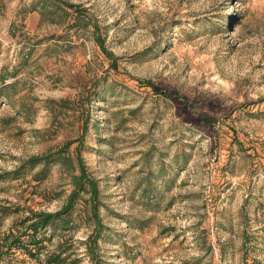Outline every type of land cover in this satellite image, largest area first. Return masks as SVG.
<instances>
[{
  "label": "rangeland",
  "instance_id": "obj_1",
  "mask_svg": "<svg viewBox=\"0 0 264 264\" xmlns=\"http://www.w3.org/2000/svg\"><path fill=\"white\" fill-rule=\"evenodd\" d=\"M0 75V235L76 191L63 264H264V0H0Z\"/></svg>",
  "mask_w": 264,
  "mask_h": 264
},
{
  "label": "trees",
  "instance_id": "obj_2",
  "mask_svg": "<svg viewBox=\"0 0 264 264\" xmlns=\"http://www.w3.org/2000/svg\"><path fill=\"white\" fill-rule=\"evenodd\" d=\"M98 39V38H97ZM96 43L101 47V43L97 40ZM115 65V61L112 62ZM15 71H13V74ZM14 76V75H13ZM6 77H1L0 75V96L8 97L6 90L15 84V82L6 83ZM86 131V125L83 127L82 139L78 141L76 146V161L79 168V174L74 176L75 183L77 187L84 188L82 180L85 178V182L88 183L90 187L91 200H95L96 197V185L93 179L87 178L85 176V171L81 164V155L79 149L83 144V135ZM63 149L59 148L54 151H49L46 154L33 157L31 166H35L40 160L48 163L50 161H63L65 155L63 154ZM68 157V156H67ZM47 167L39 169L34 173V179L40 180L46 174ZM41 175V176H39ZM74 195L76 191L70 196L67 204L63 209L49 212H38L29 209V214L24 215L21 219L14 221L9 227L7 232L0 235V261L4 258H9L10 256L19 253L27 256L30 260H33L37 264H63L64 258L61 257L59 253L55 252H44L43 240H46L44 232L48 228L55 229L58 225L63 224L66 218L69 216L72 204L74 202ZM95 207V206H94ZM9 209L0 205V218L8 215ZM41 255H43L41 259ZM4 257V258H3Z\"/></svg>",
  "mask_w": 264,
  "mask_h": 264
},
{
  "label": "clouds",
  "instance_id": "obj_3",
  "mask_svg": "<svg viewBox=\"0 0 264 264\" xmlns=\"http://www.w3.org/2000/svg\"><path fill=\"white\" fill-rule=\"evenodd\" d=\"M146 2L151 3V0H146Z\"/></svg>",
  "mask_w": 264,
  "mask_h": 264
}]
</instances>
